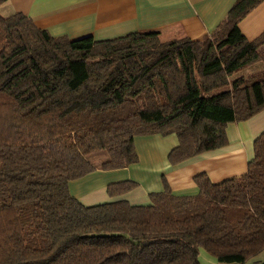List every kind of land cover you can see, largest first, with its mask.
I'll return each instance as SVG.
<instances>
[{
    "label": "trees",
    "instance_id": "16d2710c",
    "mask_svg": "<svg viewBox=\"0 0 264 264\" xmlns=\"http://www.w3.org/2000/svg\"><path fill=\"white\" fill-rule=\"evenodd\" d=\"M262 1L235 0L200 40L69 39L21 12L0 15V264H200V248L218 264H245L264 249V131L244 174L199 173L196 195H174L163 180L148 204L87 206L69 190L96 169L137 162L138 135L174 133V166L224 146L228 123L261 111L264 70L232 76L264 60V33L249 41L237 26Z\"/></svg>",
    "mask_w": 264,
    "mask_h": 264
},
{
    "label": "crops",
    "instance_id": "0c3cea01",
    "mask_svg": "<svg viewBox=\"0 0 264 264\" xmlns=\"http://www.w3.org/2000/svg\"><path fill=\"white\" fill-rule=\"evenodd\" d=\"M234 2L5 0L0 4V10L5 16L21 12L37 27L55 37L77 39L92 36L101 40L134 31H154L161 41L184 37L200 40L217 28ZM237 26L249 41L264 33V0L241 18ZM262 48L264 50V43ZM261 66L259 72L264 70ZM225 131L227 143L224 146L202 152L174 166L167 161L168 152L178 143L174 133L138 135L134 138L137 162L119 169H96L71 180L70 193L87 206L118 199H126L136 205L148 204V194L162 191L165 180L174 195H196L198 187L193 178L199 173H206L212 182H219L246 172L247 163L254 155L253 141L264 131V107L244 121L228 123ZM122 180L134 181L137 186L122 195L110 197L107 185Z\"/></svg>",
    "mask_w": 264,
    "mask_h": 264
},
{
    "label": "rangeland",
    "instance_id": "374dc122",
    "mask_svg": "<svg viewBox=\"0 0 264 264\" xmlns=\"http://www.w3.org/2000/svg\"><path fill=\"white\" fill-rule=\"evenodd\" d=\"M0 15L5 16L3 12L0 10ZM263 65V66H261ZM260 66L264 69V60H259L252 65L250 64L245 69H241L239 72L234 74L232 77L243 75L245 77H249L251 75H255L256 73H259ZM105 153L104 152H98L94 153L88 158L95 164L99 165V163L104 159ZM199 261L200 264H218L217 261L214 259V257L210 256L204 249L200 248L199 250ZM264 263V249L257 253L255 256L249 258L245 264H263Z\"/></svg>",
    "mask_w": 264,
    "mask_h": 264
}]
</instances>
